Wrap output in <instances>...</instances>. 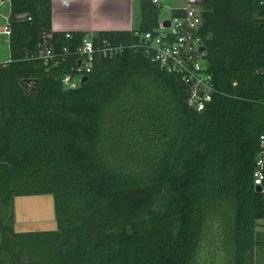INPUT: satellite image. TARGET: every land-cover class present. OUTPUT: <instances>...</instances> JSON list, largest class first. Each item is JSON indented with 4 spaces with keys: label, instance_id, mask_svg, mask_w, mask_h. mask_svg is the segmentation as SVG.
<instances>
[{
    "label": "trees",
    "instance_id": "trees-1",
    "mask_svg": "<svg viewBox=\"0 0 264 264\" xmlns=\"http://www.w3.org/2000/svg\"><path fill=\"white\" fill-rule=\"evenodd\" d=\"M135 30L55 31L52 0H13L0 66V264H260L264 20L258 0H206L201 30L217 88L204 110L146 52L162 4ZM175 12V11H173ZM69 32V35H67ZM86 36L125 45L75 75ZM48 45L56 57L39 56ZM66 48V50H64ZM49 193L56 228L16 229V197ZM264 264V262H263Z\"/></svg>",
    "mask_w": 264,
    "mask_h": 264
},
{
    "label": "built area",
    "instance_id": "built-area-1",
    "mask_svg": "<svg viewBox=\"0 0 264 264\" xmlns=\"http://www.w3.org/2000/svg\"><path fill=\"white\" fill-rule=\"evenodd\" d=\"M153 1L163 5L162 0ZM258 1L263 7L260 16L264 20V0ZM205 3L206 0H190L188 4L175 6L172 8L175 12H172L169 18L160 19V24L155 31H147L142 34L147 54L162 69L181 77L189 89L187 103L198 111L204 110L208 106L217 91L214 75L210 70L207 58L206 41L201 33ZM26 18L31 19V16L26 12H14L13 0H0V39L8 48L12 33V21ZM167 19L170 22L169 25L165 24ZM95 43L92 36L84 38L83 44L79 48L82 60L76 74L66 75L63 79L67 87H76L83 80V77L92 70L98 54L114 56L125 50V45L122 43L115 44L108 40ZM56 55L54 49L48 45L42 46L39 51V56L46 64ZM8 61L9 58L0 59V66L6 65ZM254 179L256 184L262 185L264 179V133L260 135V150L255 161Z\"/></svg>",
    "mask_w": 264,
    "mask_h": 264
},
{
    "label": "crops",
    "instance_id": "crops-1",
    "mask_svg": "<svg viewBox=\"0 0 264 264\" xmlns=\"http://www.w3.org/2000/svg\"><path fill=\"white\" fill-rule=\"evenodd\" d=\"M139 1L52 0V27L55 31L81 30L88 33L100 30H135L141 18ZM3 44L0 50L6 46ZM5 58L0 53V59ZM257 228L264 231V223L261 228L260 225Z\"/></svg>",
    "mask_w": 264,
    "mask_h": 264
},
{
    "label": "rangeland",
    "instance_id": "rangeland-1",
    "mask_svg": "<svg viewBox=\"0 0 264 264\" xmlns=\"http://www.w3.org/2000/svg\"><path fill=\"white\" fill-rule=\"evenodd\" d=\"M162 2L163 7L161 9L160 19H165L171 17L173 7L188 4L190 0H162ZM2 44L3 42L0 40V46ZM0 53L2 57L9 58V48L7 46H3ZM258 222L261 228V224L264 223V218H260ZM56 225L54 198L51 194H30L16 197L17 230L55 229ZM258 262L263 264L264 261L259 259Z\"/></svg>",
    "mask_w": 264,
    "mask_h": 264
},
{
    "label": "water",
    "instance_id": "water-1",
    "mask_svg": "<svg viewBox=\"0 0 264 264\" xmlns=\"http://www.w3.org/2000/svg\"><path fill=\"white\" fill-rule=\"evenodd\" d=\"M165 24H166V25H169V24H170V22H169L168 19L165 21ZM202 48H204V47H202ZM86 78H87V75H85V76L83 77V80H85ZM256 189H257V190H261V189H262V185H261V184H256Z\"/></svg>",
    "mask_w": 264,
    "mask_h": 264
}]
</instances>
